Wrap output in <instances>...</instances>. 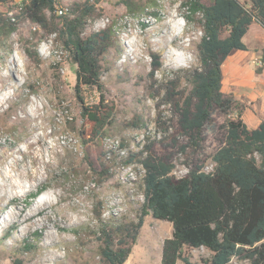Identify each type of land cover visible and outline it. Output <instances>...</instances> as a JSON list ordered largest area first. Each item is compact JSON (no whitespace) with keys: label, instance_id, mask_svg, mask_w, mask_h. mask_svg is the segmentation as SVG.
<instances>
[{"label":"rangeland","instance_id":"rangeland-1","mask_svg":"<svg viewBox=\"0 0 264 264\" xmlns=\"http://www.w3.org/2000/svg\"><path fill=\"white\" fill-rule=\"evenodd\" d=\"M136 1L147 6L149 0ZM155 1L137 14L123 0L57 5L68 8L70 18L76 13L71 8L80 13L86 4L93 6L85 38L111 28L101 80L113 119L100 136L82 116L77 65L51 21L46 27L32 22L24 8L29 0L0 6V264L16 258L24 264H102V228L137 222L141 214L140 152L146 145L174 164L176 177L197 165L214 169L212 156L223 144L227 116L214 108L201 146L194 148L175 105L178 94L191 88L187 70L199 65L203 31L197 17H185L183 0ZM55 23L60 26L59 17ZM10 25L16 30L2 34ZM243 41L248 50L235 51L222 65V90L241 103L242 117L253 128V121L264 120V28L253 23ZM100 93L84 87L82 95L86 103H98ZM172 235V222L145 216L125 264H161L164 240ZM183 254L193 264L212 256L205 247H185ZM230 264L251 262L234 257Z\"/></svg>","mask_w":264,"mask_h":264},{"label":"trees","instance_id":"trees-1","mask_svg":"<svg viewBox=\"0 0 264 264\" xmlns=\"http://www.w3.org/2000/svg\"><path fill=\"white\" fill-rule=\"evenodd\" d=\"M13 1L0 0V6ZM61 1L29 0L24 8L38 25L46 27L47 21H51L56 35L70 52L77 65L75 91L82 103V116L93 125L94 135L100 136L113 119L101 80L102 57L111 45V28L85 38L83 32L93 6L86 4L80 13L71 8L70 13H76L70 18L56 13ZM123 3L130 13L137 14L152 8L156 1L149 0L147 6L136 0ZM182 6L187 20L197 17L203 35L198 44L199 65L187 70L191 88L187 94H178L175 102L179 124L189 146L199 148L204 129L212 120V110L218 108L227 116L224 141L212 156V171L197 165L180 178L173 175L171 161L157 156L146 145L140 152L145 196L141 214L137 222L102 228L101 261L125 264L145 216L151 214L173 224V235L163 243L161 264H177L179 260L193 264L183 254L185 247H205L211 251L212 256L204 264H230L234 257L264 264V120L250 128L242 117L241 103L222 90L224 61L235 51L248 50L243 38L253 23L264 28V0H183ZM57 17L60 26L55 23ZM15 30L16 26L10 25L2 34ZM261 62L264 66V49ZM159 66L160 63L155 68ZM84 87H97L101 91L100 101L86 103ZM131 161L132 158L127 163ZM13 264L24 263L16 258Z\"/></svg>","mask_w":264,"mask_h":264},{"label":"built area","instance_id":"built-area-1","mask_svg":"<svg viewBox=\"0 0 264 264\" xmlns=\"http://www.w3.org/2000/svg\"><path fill=\"white\" fill-rule=\"evenodd\" d=\"M67 11L68 8H64V7H57L56 9V13L61 16L67 14Z\"/></svg>","mask_w":264,"mask_h":264},{"label":"crops","instance_id":"crops-1","mask_svg":"<svg viewBox=\"0 0 264 264\" xmlns=\"http://www.w3.org/2000/svg\"><path fill=\"white\" fill-rule=\"evenodd\" d=\"M230 57H231V58H234L233 55H231ZM230 57H229V58H230ZM232 60H234V59H232ZM232 63H234V65H235V63H236L235 60L232 61ZM261 122H262V120L253 121V123H252L253 126H254L253 128H256Z\"/></svg>","mask_w":264,"mask_h":264},{"label":"bare ground","instance_id":"bare-ground-1","mask_svg":"<svg viewBox=\"0 0 264 264\" xmlns=\"http://www.w3.org/2000/svg\"><path fill=\"white\" fill-rule=\"evenodd\" d=\"M171 28V27H170ZM172 30H174V28H172ZM168 32H170L171 33V31L169 30ZM38 205H39V202H38ZM37 206V205H36ZM39 207V206H38ZM37 207V208H38ZM40 208V207H39ZM31 216V215H30ZM29 217V216H28ZM28 218L27 217H24V218H21L20 219V222H25L26 220H27Z\"/></svg>","mask_w":264,"mask_h":264}]
</instances>
